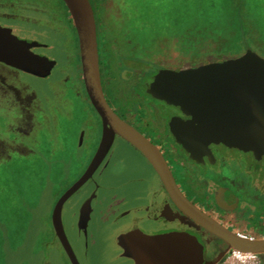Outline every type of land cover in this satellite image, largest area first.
Masks as SVG:
<instances>
[{"label":"flooded vegetation","instance_id":"obj_1","mask_svg":"<svg viewBox=\"0 0 264 264\" xmlns=\"http://www.w3.org/2000/svg\"><path fill=\"white\" fill-rule=\"evenodd\" d=\"M89 3L96 28L100 83L110 108L159 151L178 191L198 213L234 235L250 240L263 239L264 156L256 157L251 151L245 152L221 143H211L204 148H189L192 152L179 144L169 125L170 120L173 118L174 122L179 123L184 121L195 128L194 122L178 107L168 105L146 91V80L164 67L154 72L150 67H136L132 72H125L127 67L130 69L129 60H133L121 29L126 21L124 3L116 5L114 0H89ZM56 5L61 7V13L51 9ZM0 20L11 21L20 31L16 35L0 34L38 43L34 47H12L11 50L56 61L47 72L57 70L59 63L56 54L60 51V45H57L60 43H55L53 35H66V67L57 77H43L47 86L43 84L42 91L31 89L28 87L30 84L22 82L21 78H43L0 61V72L5 71L16 81L14 84L9 83L12 85L8 89L0 91V98L5 95L8 97L6 100L11 102L9 106L19 107L21 116L15 120L19 132L25 133L35 128L41 130L42 126L47 131L51 119L56 122L58 129L62 128L63 133L66 127L77 121L78 130H81L78 147L71 150L64 148L73 161H80L85 146L96 141L89 165L99 146L103 124L84 88L77 33L66 5L62 0H0ZM41 27H46L47 31L52 30H49L51 33L48 38L32 32ZM196 64L191 66L195 67ZM62 75H66V78L63 79ZM58 80L60 82L57 84ZM19 82L21 89L15 84ZM134 84L143 88L141 96L134 92ZM47 103H56L61 110H52L44 105ZM68 106L71 110L73 108L72 122V119L68 121L70 114L65 111ZM40 108L43 110L36 116ZM3 126H6V130L10 128V124ZM183 130L186 128L174 127L176 133ZM11 142L8 137H2L0 132V158L8 157L7 149ZM15 145L20 147L21 141L15 140ZM61 160L58 162L65 164L64 159ZM61 195L56 197L48 214L51 237L47 244L49 247H57L65 264H72L55 236L51 221L54 205ZM89 197H92L90 218L87 222L84 218L80 221V210L88 204ZM61 218L78 264H94L95 249L101 250L98 253L107 263L132 264L129 259L120 257L121 251L115 239L133 228L148 235L176 231L194 235L204 246V264L218 256L223 258L231 250L222 238L209 232L178 208L144 155L118 135H115L109 151L92 177L65 201Z\"/></svg>","mask_w":264,"mask_h":264},{"label":"rangeland","instance_id":"obj_2","mask_svg":"<svg viewBox=\"0 0 264 264\" xmlns=\"http://www.w3.org/2000/svg\"><path fill=\"white\" fill-rule=\"evenodd\" d=\"M119 2L125 5L126 21L121 29L133 60H129L126 73L136 67H150L153 72L162 66L184 69L213 59L236 58L247 49L264 58V0H114L116 5ZM51 9L61 13L59 5ZM49 30L41 27L32 32L48 38L52 31ZM0 32L20 33L11 21L1 20ZM53 36L55 43H60L56 54L59 63L57 70H49L48 78L57 77L68 59L64 48L66 35ZM26 77L21 81L30 84L31 89L42 91L43 84L46 85L44 78ZM14 81L1 70L0 91ZM15 84L21 89L20 82ZM134 86V92L141 96L143 88ZM7 98L3 95L0 100ZM44 105L61 110L56 103ZM65 111L70 114V121L73 108L68 106ZM49 121L52 122L48 132L42 126L41 130L20 131L23 134L16 130L15 121L8 130L6 126L0 127L2 137L12 136L8 157L0 158V264H65L57 247L47 244L51 237L48 214L56 197L83 173L97 142L85 146L80 161H73L64 147L77 149L81 131L77 121L63 133L55 121ZM15 140L21 141L20 147ZM61 159L65 164L58 162ZM98 252L101 250L95 249L94 264H118L105 262ZM260 257L264 262V255Z\"/></svg>","mask_w":264,"mask_h":264},{"label":"water","instance_id":"obj_3","mask_svg":"<svg viewBox=\"0 0 264 264\" xmlns=\"http://www.w3.org/2000/svg\"><path fill=\"white\" fill-rule=\"evenodd\" d=\"M75 27L80 53L81 73L91 105L102 119L103 133L96 153L85 172L57 200L51 221L55 236L72 264H78L62 224L61 210L91 177L109 151L115 135L130 142L144 155L161 179L167 193L180 210L188 213L209 232L224 240L228 248L246 254L264 255V238L250 240L223 229L198 213L178 191L159 151L138 131L121 120L105 100L98 70L96 28L89 0H62ZM27 42L0 34V61L33 76L45 77L56 64L45 56L17 52L12 47H34ZM146 91L168 105L178 107L194 122H169L179 144L188 151L209 144H224L264 156V58L251 49L241 56L208 61L184 69H160L146 80ZM175 126L185 127L175 132ZM179 135V136H178ZM80 210L79 220L90 218L91 201ZM89 206V207H88ZM85 234V227H84ZM115 244L120 257L132 264H204V246L192 234L169 232L148 235L137 228L119 234ZM121 259V258H120ZM122 260V259H121Z\"/></svg>","mask_w":264,"mask_h":264},{"label":"clouds","instance_id":"obj_4","mask_svg":"<svg viewBox=\"0 0 264 264\" xmlns=\"http://www.w3.org/2000/svg\"><path fill=\"white\" fill-rule=\"evenodd\" d=\"M10 103L9 100H0V127H3V125L14 124V121L21 116L19 107L9 106ZM8 139L12 140L10 134L8 135Z\"/></svg>","mask_w":264,"mask_h":264},{"label":"crops","instance_id":"obj_5","mask_svg":"<svg viewBox=\"0 0 264 264\" xmlns=\"http://www.w3.org/2000/svg\"><path fill=\"white\" fill-rule=\"evenodd\" d=\"M249 258H244L241 261L247 260L245 262H240L237 260L234 254L230 252L226 253L224 257L218 256L216 257L213 261H209L207 264H264L262 261V257L260 255H257V258L255 259H249ZM219 261V263H217Z\"/></svg>","mask_w":264,"mask_h":264},{"label":"built area","instance_id":"obj_6","mask_svg":"<svg viewBox=\"0 0 264 264\" xmlns=\"http://www.w3.org/2000/svg\"><path fill=\"white\" fill-rule=\"evenodd\" d=\"M230 251H231L232 254L235 255L236 258H237L238 255H242V256L245 257V258H247V257H251V258H249V259H255V258H257V255H258V254H246V253L238 252V251H236V250H232V249H231ZM249 259H248V260H249ZM237 260L240 261V262H245V261H247V260L241 261V260H239V259H237Z\"/></svg>","mask_w":264,"mask_h":264},{"label":"bare ground","instance_id":"obj_7","mask_svg":"<svg viewBox=\"0 0 264 264\" xmlns=\"http://www.w3.org/2000/svg\"><path fill=\"white\" fill-rule=\"evenodd\" d=\"M245 257H243L242 255H238L237 256V259H239V260H243ZM247 258H251V257H247Z\"/></svg>","mask_w":264,"mask_h":264},{"label":"trees","instance_id":"obj_8","mask_svg":"<svg viewBox=\"0 0 264 264\" xmlns=\"http://www.w3.org/2000/svg\"><path fill=\"white\" fill-rule=\"evenodd\" d=\"M231 30H232V28H231Z\"/></svg>","mask_w":264,"mask_h":264}]
</instances>
